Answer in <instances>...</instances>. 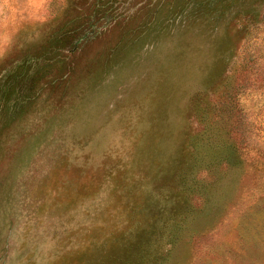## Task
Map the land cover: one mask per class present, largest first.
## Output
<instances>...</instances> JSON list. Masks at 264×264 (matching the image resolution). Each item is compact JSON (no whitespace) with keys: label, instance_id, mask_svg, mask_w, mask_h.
Returning a JSON list of instances; mask_svg holds the SVG:
<instances>
[{"label":"rangeland","instance_id":"374dc122","mask_svg":"<svg viewBox=\"0 0 264 264\" xmlns=\"http://www.w3.org/2000/svg\"><path fill=\"white\" fill-rule=\"evenodd\" d=\"M0 264H264V0H0Z\"/></svg>","mask_w":264,"mask_h":264}]
</instances>
